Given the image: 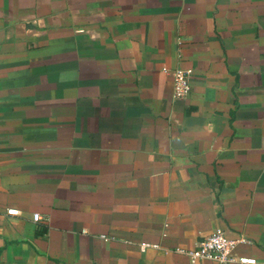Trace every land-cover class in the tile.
<instances>
[{"label":"crops","instance_id":"crops-1","mask_svg":"<svg viewBox=\"0 0 264 264\" xmlns=\"http://www.w3.org/2000/svg\"><path fill=\"white\" fill-rule=\"evenodd\" d=\"M215 229L264 264V0H0V264H190Z\"/></svg>","mask_w":264,"mask_h":264},{"label":"built area","instance_id":"built-area-1","mask_svg":"<svg viewBox=\"0 0 264 264\" xmlns=\"http://www.w3.org/2000/svg\"><path fill=\"white\" fill-rule=\"evenodd\" d=\"M162 71L171 78V98L174 101L184 100L189 93V72L179 69H166L162 68ZM9 216H17L16 210H6L5 212ZM38 215L33 214L32 220L37 221ZM244 243L242 236H237L236 239L230 238L221 229H215L210 235L201 240L195 248L188 251H180L187 256L190 264L196 262H215L217 264H254L252 258L244 256H235V250L237 245ZM156 249L155 245H149L141 243L139 245L140 252H144L146 249Z\"/></svg>","mask_w":264,"mask_h":264}]
</instances>
